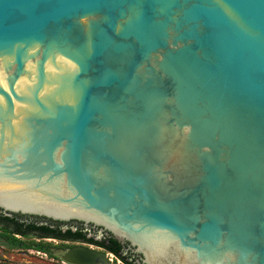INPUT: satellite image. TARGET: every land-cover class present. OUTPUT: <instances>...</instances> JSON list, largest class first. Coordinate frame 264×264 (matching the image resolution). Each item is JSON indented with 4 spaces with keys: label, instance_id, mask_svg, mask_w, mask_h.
<instances>
[{
    "label": "water",
    "instance_id": "obj_1",
    "mask_svg": "<svg viewBox=\"0 0 264 264\" xmlns=\"http://www.w3.org/2000/svg\"><path fill=\"white\" fill-rule=\"evenodd\" d=\"M0 209L264 264V0H0Z\"/></svg>",
    "mask_w": 264,
    "mask_h": 264
},
{
    "label": "flooded vegetation",
    "instance_id": "obj_2",
    "mask_svg": "<svg viewBox=\"0 0 264 264\" xmlns=\"http://www.w3.org/2000/svg\"><path fill=\"white\" fill-rule=\"evenodd\" d=\"M65 225L69 226L68 229L76 227L77 231H63ZM79 232L84 235V237L71 235ZM88 233L95 234L94 231H86L81 223H64L22 214L7 216L0 209V247L4 249L25 250L28 252L35 251L43 253L47 257L50 256L53 260H58L62 263L65 262L58 256L59 252L75 246H85L104 251L107 257L108 254H113L105 247L110 244V240H113L111 237L108 236L106 240L97 242L93 238H88ZM124 250L125 246L120 245L119 254L121 256ZM122 257L130 262L129 259L132 258V255L128 254ZM117 258L122 261L119 257ZM133 259L135 260V258ZM122 262L126 264L124 261ZM132 263H134V261ZM0 264H2V261H0Z\"/></svg>",
    "mask_w": 264,
    "mask_h": 264
},
{
    "label": "rangeland",
    "instance_id": "obj_3",
    "mask_svg": "<svg viewBox=\"0 0 264 264\" xmlns=\"http://www.w3.org/2000/svg\"><path fill=\"white\" fill-rule=\"evenodd\" d=\"M108 259L112 264H124L113 254H108ZM0 261L2 264H65L58 260H53L43 253L28 252L25 250L4 249L0 247Z\"/></svg>",
    "mask_w": 264,
    "mask_h": 264
},
{
    "label": "trees",
    "instance_id": "obj_4",
    "mask_svg": "<svg viewBox=\"0 0 264 264\" xmlns=\"http://www.w3.org/2000/svg\"><path fill=\"white\" fill-rule=\"evenodd\" d=\"M71 234V233H69ZM71 235H76V236H82L84 237V235H82L80 232L77 234H71ZM107 247V249L112 252L115 256L119 257L120 259H122V261H124L126 264H134L132 262H128L127 260H125V258H123L120 254H119V250H120V245L117 241L115 240H110V244Z\"/></svg>",
    "mask_w": 264,
    "mask_h": 264
}]
</instances>
